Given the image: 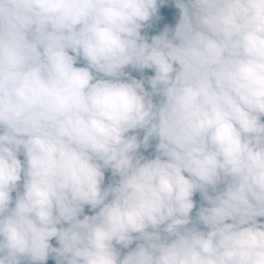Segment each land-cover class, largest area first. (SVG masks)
Returning a JSON list of instances; mask_svg holds the SVG:
<instances>
[{
	"label": "clouds",
	"instance_id": "1",
	"mask_svg": "<svg viewBox=\"0 0 264 264\" xmlns=\"http://www.w3.org/2000/svg\"><path fill=\"white\" fill-rule=\"evenodd\" d=\"M0 264H264V0H0Z\"/></svg>",
	"mask_w": 264,
	"mask_h": 264
}]
</instances>
